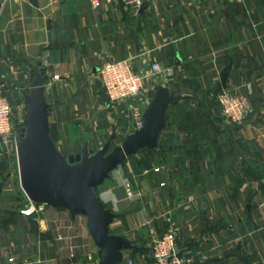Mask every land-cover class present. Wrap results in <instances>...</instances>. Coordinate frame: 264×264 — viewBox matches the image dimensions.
<instances>
[{"label":"crops","instance_id":"obj_1","mask_svg":"<svg viewBox=\"0 0 264 264\" xmlns=\"http://www.w3.org/2000/svg\"><path fill=\"white\" fill-rule=\"evenodd\" d=\"M101 1L94 9L89 0L0 3V82L13 121L24 118L31 79L45 69L50 136L62 156L80 153L84 143L97 152L114 125L125 138L131 132L126 105L110 107L97 72L106 61H130L145 77L130 101L146 105L157 84L175 98L167 125L169 167L164 161L138 173L127 161L96 188L117 214L110 232L140 246L124 251V261L146 256L152 237L171 231L179 252L203 245L207 260L197 264H264V0H149L143 13L123 0ZM152 62L173 68L174 79L151 75ZM225 68L226 89L250 99L240 124L197 116L191 94L168 85L182 79L186 87L215 94ZM1 182L0 264H99L64 251L49 212L33 221L14 209L18 164L0 139ZM127 182L140 189V200L125 199Z\"/></svg>","mask_w":264,"mask_h":264},{"label":"water","instance_id":"obj_2","mask_svg":"<svg viewBox=\"0 0 264 264\" xmlns=\"http://www.w3.org/2000/svg\"><path fill=\"white\" fill-rule=\"evenodd\" d=\"M30 1L35 4V0ZM145 8L143 5L139 12L143 13ZM49 25L47 22L48 28ZM227 69L219 74L222 89H226ZM45 71L35 72L25 96L26 110L16 149L20 188L32 203L64 209L72 219L85 217L88 234L97 248L99 264H121L125 259L124 251L132 252L140 246L110 232V225L117 214L105 206L95 189L111 179V172L125 165L128 157L138 156L143 149L159 150L160 136L166 127L167 108L175 93L164 85L154 86L153 95L144 108L142 127L126 135L119 145L112 144L117 136L114 125L109 139L97 152L90 153L84 143L80 153L62 156L50 136L49 104L44 97ZM223 255L229 256L228 253Z\"/></svg>","mask_w":264,"mask_h":264},{"label":"built area","instance_id":"obj_3","mask_svg":"<svg viewBox=\"0 0 264 264\" xmlns=\"http://www.w3.org/2000/svg\"><path fill=\"white\" fill-rule=\"evenodd\" d=\"M8 0H0L1 5H4ZM149 0H123L124 4L132 11L138 13V10L143 6L144 2ZM92 9L102 6L101 0H89ZM151 75L163 77L165 79L174 78L173 68H164L157 62L151 64ZM98 77L104 90L110 107L117 103H125L128 115L129 127L131 132L140 129L143 125L142 116L146 105L141 101L132 102V98L140 95L143 90L144 79L138 74L130 61L127 60H109L98 68ZM52 81H59V75L53 74L50 76ZM6 85L3 81L0 82V139L5 151L12 150L16 154L17 144L20 139V131L15 133L13 124V114L5 94ZM217 104L221 110L222 116L226 122L231 124H240L251 110L250 99L246 94L231 89H220L216 94ZM130 101V103H127ZM22 126V124H21ZM21 129V128H20ZM125 199L129 202L137 201L142 198V192L136 186H131L129 182L124 185ZM45 207L43 203H32L29 200L20 211L33 218L34 221H39L41 214H44ZM68 221L71 231H76L75 235L68 234V229L63 232L56 233V240L61 243L64 251L71 256H77L88 261L94 260L91 251H88V244L84 241L82 231L74 229L72 225L77 218ZM178 246L171 231L162 235L152 237L150 251L146 256L140 255L138 258L123 261L121 264H197L207 260V256L203 249V245L196 248L177 253ZM12 261L13 258H8Z\"/></svg>","mask_w":264,"mask_h":264},{"label":"rangeland","instance_id":"obj_4","mask_svg":"<svg viewBox=\"0 0 264 264\" xmlns=\"http://www.w3.org/2000/svg\"><path fill=\"white\" fill-rule=\"evenodd\" d=\"M174 79V78H173ZM171 79V80H173ZM100 86H101V82L99 81L98 83ZM173 84H175L176 86H178V84L181 85V87H183L184 90H186L188 93L191 94V96L194 98V101L195 103L197 102V105L195 106L194 109L197 110V113L196 115L197 116H208V117H212V115H214V117H217L218 119H224L223 116L221 115V110L217 104V100H216V95L211 93V94H207V93H204V92H200L199 90H194L193 88L191 87H186L184 83H182V79H178L175 80L174 82H169L168 85L173 86ZM145 87V84L144 86ZM102 89V87H101ZM103 90V89H102ZM104 95V94H102ZM106 97V95H104ZM141 102V101H139ZM170 107H168V120L170 118ZM208 112V113H207ZM167 116V115H166ZM127 119H128V115H127ZM166 123H167V118H166ZM13 124L15 126V133L17 131H20V128L22 127L21 124H22V121H13ZM169 124V123H168ZM167 124V125H168ZM206 132L208 133V130H206ZM111 133V131H110ZM109 133V134H110ZM109 134L107 136H105V139L103 140V143L107 140V138L109 137ZM130 134V133H129ZM162 135V133H161ZM161 137V136H160ZM124 139V138H123ZM123 139H119V136H118V132H117V136L114 138V140H112V144L114 146V144H120ZM139 154L142 156V163L145 164V165H139L136 163V161H134L132 159V156L131 157H128L126 160L132 164V168L134 169L135 172H141L143 169L146 168V166H148V163L149 161H151V163L149 164V167L151 168V165H157L159 166L160 163L158 161H156V159H154L152 157V153L151 152H146V149L144 150H141L139 152ZM126 161V162H127ZM166 164V168L169 167V164L168 162L166 161L165 162ZM152 169V168H151ZM169 170V169H167ZM20 191H21V188H20ZM18 192V193H15L13 194V196L15 197V199L18 200V204L16 205V207L14 208L15 210H19V209H23L24 208V200L23 199H27L26 196L23 194V192ZM107 204V203H106ZM5 207V206H4ZM7 210L9 209L8 206L6 207ZM46 213L49 214L50 216V227H52V231H53V234L55 235L56 233L58 232H63V230L65 229V231H67L68 229V234L70 235H75L76 234V231H71L72 228H68L69 227V224H68V221L70 220L69 216L67 215L68 214V211L64 210V209H53V208H49V210L47 211V209H45ZM51 211V212H50ZM47 214V216H48ZM33 220V218H32ZM34 221V220H33ZM85 217H80V218H77L76 221L74 222V224L72 225V227H74V229H78V231H82V232H85L87 236H85V238L83 239L82 238V242H86L88 244V251L90 252L91 251V255L94 259V263L97 262V256H96V251H97V248L94 244V242L92 241L91 237L89 236L88 234V229H87V226H85ZM56 236V235H55ZM151 245V243H150Z\"/></svg>","mask_w":264,"mask_h":264},{"label":"trees","instance_id":"obj_5","mask_svg":"<svg viewBox=\"0 0 264 264\" xmlns=\"http://www.w3.org/2000/svg\"><path fill=\"white\" fill-rule=\"evenodd\" d=\"M222 89V88H220ZM220 89H218L217 91H219ZM217 91H215V95L217 94ZM209 94V93H207ZM166 118H167V123L165 124V128L162 132V135H161V138L159 140L160 142V145H159V150L158 151H155V150H152V149H146V152H151L152 153V157L154 159H156V161H158L160 164L164 163V161H166V157L169 156V154L171 153V150L173 149L171 143L169 142V139H168V130H169V127L167 126L168 124V112L166 114ZM145 150V149H144ZM140 152V151H139ZM138 152V156H132V159L134 161H136L137 164L139 165H145L142 163V156L139 154ZM151 163V161H149L148 163V166H146V168H150L149 167V164ZM96 191V189H95ZM219 225V224H218ZM217 225V226H218Z\"/></svg>","mask_w":264,"mask_h":264}]
</instances>
